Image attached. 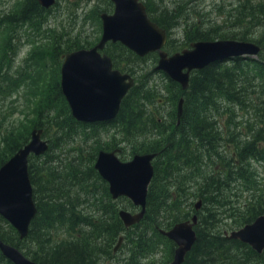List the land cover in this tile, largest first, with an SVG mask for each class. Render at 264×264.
Segmentation results:
<instances>
[{"label":"trees","instance_id":"16d2710c","mask_svg":"<svg viewBox=\"0 0 264 264\" xmlns=\"http://www.w3.org/2000/svg\"><path fill=\"white\" fill-rule=\"evenodd\" d=\"M152 4L145 0V11L153 15L151 20L165 29L166 33L182 26L186 41L226 38L249 40L259 45L260 52L256 58L234 57L191 71L185 90L170 80L176 87L178 98H182V113L177 119L174 110L177 102L173 100V94L170 95L166 102L170 103L172 109L168 113L166 125L155 116H148L149 105L152 102L158 104L160 99L155 96L150 85L141 83L140 77L136 76L134 85L122 98L115 118L108 125L113 128L110 150L129 146L132 155L156 153L152 165L153 176L147 187L145 215L138 223L124 228L116 211V202L121 197L110 199L105 181L93 168H90L92 179L101 183L102 191L95 198L91 189L90 200L85 198L89 193L87 187L90 176L87 173H78L70 168L68 174L63 176L67 178L61 189L52 177L59 178L58 173L48 171L50 178L45 182L54 183L46 193L37 197V202L35 194H32L36 214L23 239H19L15 230L0 216V224H6L9 229V233L5 234L0 228V239L19 250L25 249L26 253H22L38 264H93L99 256L110 255L111 246L120 233L129 250L143 249L146 240L142 233L147 229L145 224L160 238H165L158 229H167L187 216L183 206L184 199H187L184 182H190L188 184L194 188L193 194L201 204L195 212L196 239L185 255L183 264H264V254H257L248 245L224 237L218 231L217 224V216L224 215L228 210L232 211L224 217L232 219L233 227L237 228L264 213V188L260 187L251 173L252 161L264 162V0H236L233 13L224 23L234 25L239 31L230 34L221 33L215 27L203 28L205 21L200 17L190 21L189 16L182 15L181 3L170 12H158ZM108 6L110 8V3ZM45 11L36 0H22L17 11L2 20L7 19L10 24L27 22L34 26L33 19H37L39 27L47 13ZM61 43L60 54L92 44L73 38L54 44V48ZM104 51L110 54L114 67L121 62L123 55L126 61L142 59L118 42L107 43ZM126 69L130 71L128 67ZM38 70L37 67L34 72ZM16 78H2L0 92L6 94L9 83ZM251 83L253 85H249ZM228 104L240 109L249 106L254 110V121L243 127L245 133L240 138V144L238 140L224 138L230 133L223 116L225 112L229 116L226 109ZM66 105L59 83L54 79L35 103L31 129L42 127L44 133H62L71 123L86 126L72 119ZM150 132V135H156L155 139L149 140L150 135L147 137L146 134ZM15 140L11 133L2 137L0 165L24 144L26 138L19 142ZM77 173L81 177L77 178ZM28 174L36 192L39 175L32 163L28 165ZM54 186L57 187L56 192L53 191ZM76 187L86 195L82 200ZM235 194H238L239 200L234 205L232 198ZM83 204L86 208L92 206L88 211L91 213L89 216L81 212ZM57 227L63 228L67 236L52 242L50 233ZM134 232L139 234L135 235ZM0 264L12 263L0 253ZM131 264L139 263L133 261Z\"/></svg>","mask_w":264,"mask_h":264},{"label":"rangeland","instance_id":"374dc122","mask_svg":"<svg viewBox=\"0 0 264 264\" xmlns=\"http://www.w3.org/2000/svg\"><path fill=\"white\" fill-rule=\"evenodd\" d=\"M21 1L0 0V87L2 78L10 77L13 79V77H17L12 83H9V90L6 94L0 92V150L3 148L2 137L4 135L11 133L17 140H15L16 142L22 141L24 138H26V141L28 140L29 131L34 121V106L36 101L41 97L47 85H50L54 79L59 81V66L62 60L61 56L64 53L60 54L62 43L55 48L54 44L74 38L75 40L80 39L82 42L83 40H87L89 43H92L88 46L91 47L100 35L99 13L102 11L110 13L112 11V4L109 0H55L50 11L45 14V18L41 19L42 23H40L39 27L37 19H33L34 26H31L27 22H12L10 24L7 22V19L2 20L6 15L15 13ZM139 1L143 5L145 4V0ZM148 1L153 3L151 6L158 12H170L181 3L183 5L182 15L189 16L190 21L195 17H200L205 21L203 28L215 27L218 31L225 34L237 33L239 31L234 25L224 23L229 19L228 16L233 13L236 0ZM108 3H110V8ZM146 13L150 19L153 17L151 13L147 11ZM181 22L184 24L183 21ZM183 35L182 26L170 29L162 49L170 55L181 49L189 48L191 41H186ZM105 51L102 49L101 53H105L111 58L110 54ZM157 59L156 52L148 53L140 61L133 62L126 61L123 55L121 62L117 63L115 67L112 63V67L121 72L128 73L133 78L134 83L135 77L138 76L136 78L140 77L141 83L151 86L153 93L160 99V102L158 104L152 102L149 105L148 116L149 114L150 116H155V118L160 119L166 125L169 119L168 113L172 109L170 103L166 102V100L172 94L175 102L179 98L174 83L161 70L154 69ZM37 67L39 68L38 72H34ZM126 67L130 68V71ZM143 78L148 80L144 81ZM249 85H253V83ZM226 109L229 116L225 111H223V113L225 112L223 116L230 133L224 135V138L238 140L240 144V138L245 133L243 127L246 128V126L254 121V110L249 106L240 109V107L232 104H228ZM82 124L86 125L85 123ZM151 132L146 134L147 137ZM112 134V126L106 124L80 126L79 124L71 123L70 127L62 133H55V131L44 133L42 130L41 137L49 145L47 152L40 156L29 155L28 157V165L32 163L37 170V175H39L36 192H34V187L31 185L32 194H35V201L37 202V197L41 193H46L48 187L54 181L60 188L63 184H66L67 177L63 176L68 174L70 168L75 169L78 173L85 172L90 176L87 187L89 193L87 196L81 194V189L76 187L80 193L79 199L82 200L86 196V200H90L91 189L94 191V197L97 198L102 191V186L98 180L92 179L90 168H93V161L98 150H110ZM155 138L156 135L149 136V140ZM225 142L233 145L232 142ZM120 146H123V144H120ZM116 155L121 161H127L132 157L129 146L120 149ZM153 161H151L152 165ZM254 161L251 162V173L263 189L264 162ZM48 171H55L58 173L59 178L53 175L52 177L55 180L52 182L48 181L47 184L45 181L50 178ZM78 173L76 174L77 178L81 177ZM91 180H93L92 187ZM188 183L190 182L182 183L187 194V199H184L183 202L184 210L187 214L185 219L189 218L193 213V203L199 200L193 194L195 193L194 188L192 189ZM53 191L56 192L57 187L54 186ZM180 198L182 199V196ZM232 199H234L235 205L239 200L238 194H235V197ZM89 207L85 208L83 212H88L92 206ZM118 208H123L129 212L137 211V208L125 197L119 198L116 202V211ZM231 211L228 210L224 215ZM224 215L217 216L219 219L217 222L219 225L218 231L221 235L223 232L228 233L230 230L237 228L233 227L232 219L226 218ZM145 226L147 228L145 229L146 232L142 233L141 230L140 233H146V237L149 239L144 242L143 249L129 250L123 237L115 252H112V248L116 242L111 246L110 255L99 256L93 264H131L133 261H137L139 264H166L171 259L174 247L173 243L166 237L160 238L156 232L151 230L148 224H145ZM0 228L5 234L9 233L6 224L1 223ZM134 234L138 235L139 233L134 232ZM120 235L123 234L120 233ZM50 236L51 241L55 242L65 238L67 234L63 228L57 227V229L51 230ZM31 249H35L33 244H31ZM20 251L26 253L23 248Z\"/></svg>","mask_w":264,"mask_h":264},{"label":"water","instance_id":"95a60500","mask_svg":"<svg viewBox=\"0 0 264 264\" xmlns=\"http://www.w3.org/2000/svg\"><path fill=\"white\" fill-rule=\"evenodd\" d=\"M55 0H36L39 6L47 7ZM112 11L99 13L100 35L88 48H79L64 53L59 66V89L70 116L81 123L111 122L119 109L120 102L134 85L133 78L125 72L112 68L111 58L101 53L107 43L118 42L138 57L156 52L154 69L161 70L182 90L187 89L190 72L200 70L209 63L234 57H256L260 52L257 43L237 39L196 40L189 48L168 55L163 49L166 41L165 29L159 27L146 15L139 0H109ZM182 113V98L176 103L175 116ZM42 128H32L28 140L0 165V216L23 239L30 221L36 214L32 198V187L28 174L29 155L40 156L48 149L41 137ZM119 148L98 150L93 169L105 181L112 200L127 198L137 208L129 212L118 208L117 216L124 228L138 223L144 214L148 184L153 176L154 152L133 154L127 161L117 157ZM200 200L193 203L194 213L189 218L175 222L168 229L158 232L170 240L174 247L171 259L166 264H182L185 255L196 239L194 226ZM223 236L249 246L257 254H264V213L252 221L223 232ZM119 235L112 252L122 241ZM0 253L12 264H38L27 258L17 247L0 239Z\"/></svg>","mask_w":264,"mask_h":264},{"label":"bare ground","instance_id":"6f19581e","mask_svg":"<svg viewBox=\"0 0 264 264\" xmlns=\"http://www.w3.org/2000/svg\"><path fill=\"white\" fill-rule=\"evenodd\" d=\"M54 2H55V1H54ZM140 2H141V1H140ZM141 3H142V2H141ZM53 4H54V3H53ZM53 4H52V5H53ZM111 4H112V3H111ZM52 5L50 4V5H48L47 7H42V8H43L44 10H46L45 12L48 13V12L50 11V8L52 7ZM40 7H41V6H40ZM144 8H145V7H144ZM145 12H146V11H145ZM47 13H46V14H47ZM146 15H147V13H146ZM149 19H150V18H149ZM150 20H151V19H150ZM103 49H104V48H103ZM112 68H113V67H112ZM112 121H113V120H112ZM112 121H111V122H112ZM99 122H100V123H101V122H107V120L99 121ZM85 124L91 125V124H94V123H91V122H90V123H85ZM155 156H156V155H155ZM155 156H154V158H155ZM154 158L152 159V161L154 160ZM81 194H82V193H81ZM83 196H84V195H83ZM84 199H85V198H84ZM88 202H89V201H88ZM83 203H84V202H83ZM80 209H81V208H80ZM145 212H146V204H145V211H144L143 216L145 215ZM143 216H142V218H143ZM159 229H161V228H159ZM159 229H158V230H159ZM189 251H190V250H189ZM189 251H188V252H189ZM188 252H187V253H188ZM120 255H121V254H120ZM182 264H183V262H182Z\"/></svg>","mask_w":264,"mask_h":264},{"label":"flooded vegetation","instance_id":"af4514ba","mask_svg":"<svg viewBox=\"0 0 264 264\" xmlns=\"http://www.w3.org/2000/svg\"><path fill=\"white\" fill-rule=\"evenodd\" d=\"M98 123H99V124H106V125H108V123H110V122H101V123L98 122ZM86 207H87V206H85L84 204L82 205V208H81V212H82V213H85V212H83V210H84ZM82 209H83V210H82ZM85 214L89 216L91 213L86 212ZM141 220H142V219H141ZM143 235L145 236V240H148V239H149V238L146 237V236H147L146 233H144ZM122 237H123V235H122ZM107 256H108V255H107Z\"/></svg>","mask_w":264,"mask_h":264}]
</instances>
